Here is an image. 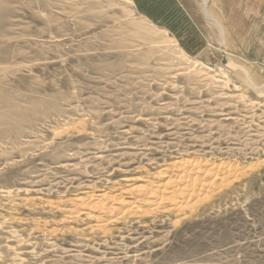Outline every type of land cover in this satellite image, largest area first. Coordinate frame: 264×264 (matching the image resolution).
Listing matches in <instances>:
<instances>
[{
  "label": "rangeland",
  "instance_id": "374dc122",
  "mask_svg": "<svg viewBox=\"0 0 264 264\" xmlns=\"http://www.w3.org/2000/svg\"><path fill=\"white\" fill-rule=\"evenodd\" d=\"M209 5L229 65L199 0H0V264H264V0ZM181 173L176 204L66 217Z\"/></svg>",
  "mask_w": 264,
  "mask_h": 264
},
{
  "label": "bare ground",
  "instance_id": "6f19581e",
  "mask_svg": "<svg viewBox=\"0 0 264 264\" xmlns=\"http://www.w3.org/2000/svg\"><path fill=\"white\" fill-rule=\"evenodd\" d=\"M199 2L201 4L204 18L213 27L218 37L220 38V42H221L220 46L222 50L221 62L224 59L223 64L229 65L231 64L230 58L228 57L227 53L225 52V48H224L225 47L224 45L225 35L222 29L223 25L218 20V18L215 16V14L212 12L210 5H209V0H199ZM129 21H127L125 25H129L130 23L128 28L129 30L134 31L133 32L134 37L145 39V41H150L152 44L156 45L155 47H153L154 46L153 45L152 46L153 48L151 47L149 51L154 52L156 50L159 52H163L165 50V51L170 52L171 54L173 53L186 54L181 49H179V51L178 49L176 50L175 46H171L172 44L169 42L168 38L160 36L159 34L161 33H159V31L154 30L153 28H150L149 25L142 24L139 21H136V22L135 21L129 22ZM156 36L158 37L156 38ZM198 164L199 163L195 164V161H194L193 166L194 165L197 166ZM202 164L204 163L202 162ZM217 168H219L221 171L225 169L223 165H220ZM193 178L194 177H189V175L183 176L181 173L180 176L176 175L174 178L169 176L168 180L165 181V183L155 186L154 188L151 186L147 187V186L139 185L135 187L133 186L131 189H125V192L127 191L128 194L132 195V197L134 198V200L132 201H125L126 199L124 200L123 198H115V196L111 197V196H108L106 193H100L97 195L95 194L94 196H90L88 198H81V197L75 198L74 200H72L73 202H72L71 208L69 209L70 210L69 216H66V217H68L69 219H76L78 218L77 215L80 214L81 210H86V215H91V214L93 215L96 212V215H93V218L96 221V226L99 227L100 229L101 228L105 229L109 223L113 221L115 222L118 218H120L121 216L125 214L140 212V210H142V207L144 205H147L148 207L149 206L157 207L158 205L163 204L164 202H167V203L170 202L172 204H176L178 200L185 197L184 195L186 194V192H183V188L178 187L180 186V183L182 184V182H185V183L189 182L188 185L189 184L191 185V189L189 187L190 192L188 193L187 191L188 193L187 196L191 197V195L196 194V190H198L199 192V190L202 189V186H199V184H202V185L204 184V182L203 183L200 182L198 186H196L197 184L195 183V180Z\"/></svg>",
  "mask_w": 264,
  "mask_h": 264
},
{
  "label": "water",
  "instance_id": "95a60500",
  "mask_svg": "<svg viewBox=\"0 0 264 264\" xmlns=\"http://www.w3.org/2000/svg\"><path fill=\"white\" fill-rule=\"evenodd\" d=\"M222 63H224V59L222 60Z\"/></svg>",
  "mask_w": 264,
  "mask_h": 264
}]
</instances>
